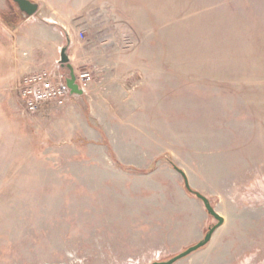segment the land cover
<instances>
[{
    "label": "rangeland",
    "instance_id": "374dc122",
    "mask_svg": "<svg viewBox=\"0 0 264 264\" xmlns=\"http://www.w3.org/2000/svg\"><path fill=\"white\" fill-rule=\"evenodd\" d=\"M34 1L0 22V264L169 260L217 222L175 166L225 218L175 264H264V0ZM31 21L63 32L47 69L70 72L66 45L92 76L35 114L16 73Z\"/></svg>",
    "mask_w": 264,
    "mask_h": 264
},
{
    "label": "built area",
    "instance_id": "2783aa9c",
    "mask_svg": "<svg viewBox=\"0 0 264 264\" xmlns=\"http://www.w3.org/2000/svg\"><path fill=\"white\" fill-rule=\"evenodd\" d=\"M55 70L45 68L23 76L19 81L17 90L26 113H38L48 105L65 106L79 96L68 85L69 74ZM75 77L84 93L92 80L91 72L83 69L75 73Z\"/></svg>",
    "mask_w": 264,
    "mask_h": 264
},
{
    "label": "water",
    "instance_id": "95a60500",
    "mask_svg": "<svg viewBox=\"0 0 264 264\" xmlns=\"http://www.w3.org/2000/svg\"><path fill=\"white\" fill-rule=\"evenodd\" d=\"M17 6L19 7V10L21 11V15L24 17H30L35 15L40 5L37 1L34 0H13ZM69 39L67 38V42ZM70 61V57L67 53V47L66 45L61 48L60 52V63L63 65H67L70 69V76L67 79L68 85L70 86L73 93L82 95L83 91L79 88L78 84L76 83V77H75V71L71 67V64L68 62ZM175 168L182 174V176L185 178V185L186 188L194 193L199 199H201L206 207L207 212L212 215L217 222L209 227L208 231L204 235V237L198 241L196 244H193L189 247H187L185 250L180 252L179 254L173 256L169 260L165 261H154L152 264H175L177 261L187 257L188 255L192 254L193 252L201 249L202 247L206 246L212 239L215 231L225 222V218L217 212L215 207L213 206L211 200L206 195L202 194L201 192L194 190L191 188L189 184V180L187 178V175L184 170L179 168L178 166H175Z\"/></svg>",
    "mask_w": 264,
    "mask_h": 264
},
{
    "label": "crops",
    "instance_id": "0c3cea01",
    "mask_svg": "<svg viewBox=\"0 0 264 264\" xmlns=\"http://www.w3.org/2000/svg\"><path fill=\"white\" fill-rule=\"evenodd\" d=\"M4 0H0V22L2 21L5 23L1 15L3 14L2 12L4 11L5 7L3 6ZM8 25L7 23H5ZM9 26V25H8ZM19 31V51H21L22 55V61L24 62V65L22 66L21 70H17L16 73H22L21 76L19 77L20 80L22 79L23 76H26L30 73L45 69L48 67V64L50 66V60H47V58H44V51L46 47L44 46V35L51 34L52 37L55 39L54 44L55 46H61L64 41V36L63 32L60 30H57L56 28L52 27L51 25L43 22H25L21 28H18ZM50 35V36H51ZM28 58H26V55ZM49 61V62H48ZM33 64L32 67H35L33 69L30 64ZM46 65L45 67H41V65ZM37 67V68H36ZM39 67V68H38ZM69 69V68H68ZM64 71H66L64 69ZM70 71V69H69ZM68 73L70 76V72H65Z\"/></svg>",
    "mask_w": 264,
    "mask_h": 264
},
{
    "label": "trees",
    "instance_id": "16d2710c",
    "mask_svg": "<svg viewBox=\"0 0 264 264\" xmlns=\"http://www.w3.org/2000/svg\"><path fill=\"white\" fill-rule=\"evenodd\" d=\"M19 14H17V13H15V11H10L9 13H7V14H2L1 15V18H2V20L5 22V23H7L8 25H12V21L13 22H16V21H18L21 17H20V15L22 14L21 13V11L19 10V12H18ZM17 17V18H19V19H14V17ZM14 19V20H13ZM175 166V165H174Z\"/></svg>",
    "mask_w": 264,
    "mask_h": 264
}]
</instances>
